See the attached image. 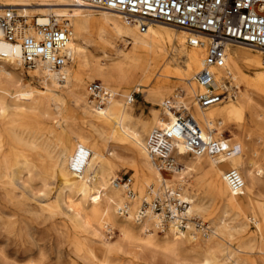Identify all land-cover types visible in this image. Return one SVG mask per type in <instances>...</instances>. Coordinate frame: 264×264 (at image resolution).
<instances>
[{
	"label": "bare ground",
	"instance_id": "1",
	"mask_svg": "<svg viewBox=\"0 0 264 264\" xmlns=\"http://www.w3.org/2000/svg\"><path fill=\"white\" fill-rule=\"evenodd\" d=\"M16 7L22 9L21 17H37L34 21L39 24H47L52 18L69 21L71 34L66 48L70 62L57 70L39 62L29 75L38 79L42 89L32 88L19 77V45L8 44L0 37V184L14 187L34 173L43 184L49 178L56 180L63 197L56 198L49 205L50 210L60 212L59 204L65 205L71 224L80 234L93 236L98 242V254L91 252L89 260L108 264L114 250L105 232L112 234L116 230L117 238L135 239L145 245L159 239L158 215L147 211L143 218L136 219L142 201L148 200V190L158 192L164 182L163 173L145 150V139L154 129L165 128L174 120L165 105L170 99L175 100L172 104L184 103L188 110L185 103L193 102L195 95L203 91L195 82V75L204 67L205 47L192 46L189 40L205 43L206 38L181 28H163L157 25L163 24L160 22H148L141 28L137 18L97 9L105 10V16L125 21L141 37L124 59L98 67L77 44L85 16L81 8H91L84 0H0V13L2 8ZM234 50L248 51L240 56ZM79 54L83 55L84 66L77 64ZM225 54V67L214 68L213 73L216 83L231 92L222 102L205 109L194 103L191 116L204 132L212 133L230 147L233 154L228 158L191 156L192 160L179 147L174 157L183 170L170 172V182L178 183L180 199L189 204V215H204L209 207L203 200L210 197L218 203L223 219L203 240H197L196 233L188 230L190 227L183 232L167 224L161 231L168 227L161 238V251L173 260L197 264H264V219L257 215L250 198L264 172L256 161H245L239 139L231 146L232 139H225L218 128L244 122L250 107L246 91L255 89L264 95V71L249 78L242 71L243 65L261 64L255 49L227 45ZM95 81H100L112 95L103 106L88 100L87 86ZM227 82L231 86L227 87ZM111 83L123 95L130 89L134 94H145V101L155 109L163 107L164 113L155 110L147 121L134 119L127 103L114 99V92L108 87ZM177 90H181V96L175 93ZM67 101L73 108L67 106ZM260 117L264 121V115ZM124 165L133 171L129 186H115L113 181L119 178L115 175ZM227 171L238 175L243 183L241 192L233 193L224 181ZM238 171L244 172V181ZM185 177L191 180L184 181ZM121 208H126V215L119 213ZM118 213L123 216L121 221L116 219ZM249 227L252 232L242 238L238 248H223L225 237L232 238L233 233ZM149 229L152 233L147 234ZM181 247H185V253Z\"/></svg>",
	"mask_w": 264,
	"mask_h": 264
},
{
	"label": "rangeland",
	"instance_id": "2",
	"mask_svg": "<svg viewBox=\"0 0 264 264\" xmlns=\"http://www.w3.org/2000/svg\"><path fill=\"white\" fill-rule=\"evenodd\" d=\"M2 9H11L19 17L23 15L21 8ZM81 9H83L82 13L85 16L82 19V34L77 44L81 45L84 53L91 57L92 65L104 67L114 61L124 59L132 52L134 44L141 41L139 34L133 32L125 21L105 16L103 14L106 13L105 10L88 7H82ZM23 18H27V24L31 26L33 20L37 17ZM157 25L179 31L178 28H171L163 24ZM71 28L73 30V27ZM246 51L248 50H234L233 52L245 56ZM256 56L261 63L259 66L254 64L241 66L242 71L248 78L255 77L258 72L264 71V64L261 62L260 55L257 54ZM77 64L80 66L85 65L83 55H78ZM17 70L20 72L19 77L22 83L35 89H42L38 79L29 75V69L20 67ZM223 86H225V82ZM108 87L113 90L115 100L127 103L131 108V115L134 119L147 121L155 110L160 114L164 113L163 107L155 109L146 102L145 94H135V98H133V89H130L128 94L123 95L122 90L115 84L111 83ZM180 92L181 90L175 91L178 95H180ZM246 93L250 98V107L245 112L244 122L238 125H229V127L223 124L218 128L223 131L225 139H232L231 146L235 144V139H239L245 161H256L264 172V121L260 117L264 115V95L255 89H249ZM129 98L133 100V103L129 104ZM88 100L91 101L90 98ZM194 103V99L191 103H185L190 114ZM91 105L94 107L93 104ZM181 105L185 108L184 103ZM67 106L73 108V105L68 101ZM214 125L216 126L215 123ZM51 151H54V147L51 148ZM189 158L193 160L191 156ZM182 170L183 165L181 164L177 172ZM132 172L128 165H124L115 177H121L122 175H125V178L131 177ZM238 172L244 181V172ZM170 174H162L163 179L166 178L165 184L178 188V183L170 182ZM38 178L37 174L34 173L32 177L24 178V182L18 181L14 187L0 184V264H93L88 256L91 252L98 254L99 245L97 240L93 236L80 234V231L68 220L65 205L59 204L60 212L55 211L54 213L50 210L49 205L56 198L61 200L63 192L56 180L49 178L43 184ZM183 180L190 181L191 179L185 177ZM254 190V195L252 194L250 198L257 215L264 219V176L258 181ZM203 203L209 207L205 214L200 215L193 212L190 216H195L204 222L210 228L208 234L210 236L211 230L216 229V225L223 219V215L220 208H218V203L212 198H205ZM230 216L231 213L228 214L227 218ZM250 217L251 215L248 214L247 218ZM116 219L121 221L123 216L118 213ZM249 223L251 225V221ZM251 227L253 226L251 225ZM251 227L242 232L233 233L232 238L225 237L221 242L223 248L227 251L238 248L241 245L242 238L252 232L253 228ZM167 228L163 233L156 230L159 239L149 245L142 244L135 239L117 238L118 232L116 230H113L112 234L105 232V237L112 242L114 250L110 254L108 264H197L189 260H173L161 251L164 247L161 238L165 235ZM149 230L150 232H147V234L152 233V230ZM188 230L197 234H195L197 240L205 239V236L199 235L192 227ZM261 244L264 246V239L261 240ZM180 250L185 253V247H181ZM250 257L256 258L255 256Z\"/></svg>",
	"mask_w": 264,
	"mask_h": 264
},
{
	"label": "built area",
	"instance_id": "3",
	"mask_svg": "<svg viewBox=\"0 0 264 264\" xmlns=\"http://www.w3.org/2000/svg\"><path fill=\"white\" fill-rule=\"evenodd\" d=\"M91 8L107 9L141 20L145 23L160 22L181 28L193 34L205 36L206 42L189 40L190 45L205 47L204 67L195 75V82L203 89L194 97L195 104L205 109L226 98L231 90L219 86L213 69L225 67L227 45L243 46L259 52L264 62V0H84ZM68 20L51 19L47 24L33 20L31 26L27 18L19 17L13 10L4 9L0 13V37L8 44H18L21 50V65L33 69L39 62L47 63L52 69H61L70 62L66 44L70 38ZM30 29L32 32H30ZM229 87V83H226ZM89 98L103 106L112 95L100 82L88 84ZM135 98V94L132 95ZM165 105L175 116L165 128L154 129L145 139V150L154 165L169 174L178 169L175 153L182 147L186 155L211 157L232 156L233 150L215 138L212 133L202 130L191 114L181 105ZM133 100H129V104ZM224 181L233 193L242 190L243 183L233 171L225 172ZM160 191L148 190V200H143L137 212L140 220L147 211L160 217V232L171 223L181 231L192 227L202 236H207L210 228L195 216L187 213L189 204L180 199L179 189L165 184ZM115 186H129L125 175L113 181ZM132 196L131 191L128 192ZM126 215V208L119 210Z\"/></svg>",
	"mask_w": 264,
	"mask_h": 264
}]
</instances>
